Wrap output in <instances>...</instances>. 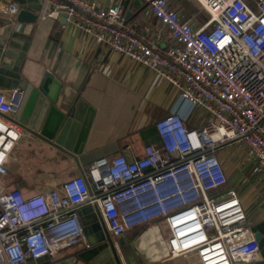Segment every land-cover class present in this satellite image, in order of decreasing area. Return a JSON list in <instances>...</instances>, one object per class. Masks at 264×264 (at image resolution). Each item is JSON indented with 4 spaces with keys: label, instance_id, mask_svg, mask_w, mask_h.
Listing matches in <instances>:
<instances>
[{
    "label": "built area",
    "instance_id": "1",
    "mask_svg": "<svg viewBox=\"0 0 264 264\" xmlns=\"http://www.w3.org/2000/svg\"><path fill=\"white\" fill-rule=\"evenodd\" d=\"M204 17L183 15L169 0H146L162 28L135 32L120 4L41 0L38 18H62L85 37L142 63L169 81L196 109L199 127L178 112L155 122L159 144L143 155L103 156L61 188L24 193L0 178V264L54 262L63 248H88L78 208L91 205L112 238L142 225L165 227L163 257L194 253L197 264L247 263L259 258L256 233L235 188L226 187L221 151L228 146L264 173V0H194ZM22 6L9 0L1 14L17 24ZM23 88L0 89V176L20 138L32 132L13 115ZM211 192H215L211 194Z\"/></svg>",
    "mask_w": 264,
    "mask_h": 264
},
{
    "label": "crops",
    "instance_id": "2",
    "mask_svg": "<svg viewBox=\"0 0 264 264\" xmlns=\"http://www.w3.org/2000/svg\"><path fill=\"white\" fill-rule=\"evenodd\" d=\"M8 1L0 0V10ZM94 1L102 6L120 4L126 21L133 24L137 34L148 36L153 28L164 29L146 0ZM169 3L183 15L201 19L198 11H194V6H198L194 0H169ZM6 21L0 11V32ZM61 22V17L37 18L35 23L17 22L9 24L7 29H18L29 36L21 69L25 83L37 86L46 74L52 75L61 83L58 104L67 107L82 97L95 108L85 150L102 148L108 157L115 154L128 159L140 157L145 145L159 144L155 122L172 111L183 116L187 128L201 125L199 112L178 96L169 81L142 63L127 60L96 44L75 26L63 28ZM48 82L53 85L52 81ZM220 155L227 173L225 189L237 190L247 225L258 235L260 245L259 258L234 264H264V173L253 174L250 169L253 160L232 146ZM10 156L6 162L7 174L0 178L9 186L18 185L27 194L59 190L65 180L86 174L90 164H81L77 157L33 133L30 138H20ZM164 236L165 227L150 224L134 227L112 239L120 256L126 252L129 264H197L194 253L164 258L160 240ZM83 250L81 245L66 247L54 262L43 257L38 264H89L79 256Z\"/></svg>",
    "mask_w": 264,
    "mask_h": 264
},
{
    "label": "water",
    "instance_id": "3",
    "mask_svg": "<svg viewBox=\"0 0 264 264\" xmlns=\"http://www.w3.org/2000/svg\"><path fill=\"white\" fill-rule=\"evenodd\" d=\"M22 7L17 15L19 23H35L41 0H14ZM3 16H5L3 14ZM6 21L0 32V89L13 90L22 87L24 92L18 110L13 119L58 146L67 154L78 158L81 164L93 162L96 158L106 156L105 149L85 150L88 132L94 120L95 108L84 98L77 97L74 102L58 104L61 83L46 74L37 86L25 83L22 77V66L29 46V36L18 29H7ZM52 81L53 85H49ZM89 245L79 256L96 264H129L126 252L120 256L112 237L109 235L100 218L82 225ZM258 240V235H256ZM123 254V253H122ZM49 264V263H46Z\"/></svg>",
    "mask_w": 264,
    "mask_h": 264
},
{
    "label": "rangeland",
    "instance_id": "4",
    "mask_svg": "<svg viewBox=\"0 0 264 264\" xmlns=\"http://www.w3.org/2000/svg\"><path fill=\"white\" fill-rule=\"evenodd\" d=\"M194 11H198V14H199V12H201L199 10L198 6H194ZM203 17H204L203 13H200V17L199 18H203ZM221 189H222V191L225 190V186L223 188H221ZM214 193L215 192H211V194H214ZM77 211H78V216H79L80 223L82 225L91 223L93 221H96L97 218H98L97 212L95 210H93V206H91V205L82 206L81 208H78ZM123 245L125 246V243H123ZM75 246L76 245L70 246V247H67V248H71V247H75ZM41 260L42 259H40L38 261L30 260L29 263L30 264H38V263H40ZM95 262H96V260L93 259L92 261H90V263L89 262L88 263L89 264H96Z\"/></svg>",
    "mask_w": 264,
    "mask_h": 264
}]
</instances>
